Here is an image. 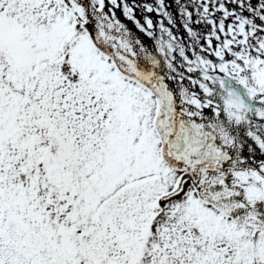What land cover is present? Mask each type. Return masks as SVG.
I'll return each instance as SVG.
<instances>
[{"label": "snow or ice", "instance_id": "1", "mask_svg": "<svg viewBox=\"0 0 264 264\" xmlns=\"http://www.w3.org/2000/svg\"><path fill=\"white\" fill-rule=\"evenodd\" d=\"M0 264H264V0H0Z\"/></svg>", "mask_w": 264, "mask_h": 264}]
</instances>
